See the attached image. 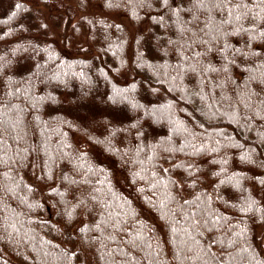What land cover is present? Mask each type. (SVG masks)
Masks as SVG:
<instances>
[{
    "label": "trees",
    "instance_id": "trees-1",
    "mask_svg": "<svg viewBox=\"0 0 264 264\" xmlns=\"http://www.w3.org/2000/svg\"><path fill=\"white\" fill-rule=\"evenodd\" d=\"M0 264H264V0H0Z\"/></svg>",
    "mask_w": 264,
    "mask_h": 264
},
{
    "label": "rangeland",
    "instance_id": "rangeland-1",
    "mask_svg": "<svg viewBox=\"0 0 264 264\" xmlns=\"http://www.w3.org/2000/svg\"><path fill=\"white\" fill-rule=\"evenodd\" d=\"M122 20H123V19H122ZM123 21H125V19H124Z\"/></svg>",
    "mask_w": 264,
    "mask_h": 264
}]
</instances>
